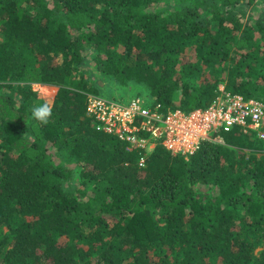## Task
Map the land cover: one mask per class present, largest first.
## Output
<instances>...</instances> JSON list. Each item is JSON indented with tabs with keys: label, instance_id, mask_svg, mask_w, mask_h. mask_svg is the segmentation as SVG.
<instances>
[{
	"label": "trees",
	"instance_id": "16d2710c",
	"mask_svg": "<svg viewBox=\"0 0 264 264\" xmlns=\"http://www.w3.org/2000/svg\"><path fill=\"white\" fill-rule=\"evenodd\" d=\"M251 3L0 0V264H264V142L158 146L141 168L86 114L100 81L145 88L163 113L206 109L220 85L264 102ZM45 102L47 125L32 116Z\"/></svg>",
	"mask_w": 264,
	"mask_h": 264
},
{
	"label": "built area",
	"instance_id": "2783aa9c",
	"mask_svg": "<svg viewBox=\"0 0 264 264\" xmlns=\"http://www.w3.org/2000/svg\"><path fill=\"white\" fill-rule=\"evenodd\" d=\"M86 114L98 132L118 136L129 144L128 151L140 149L141 168L158 146L173 155L189 157L205 142L223 143V134L235 130L264 142V102L246 99L225 87L206 109L189 113H163L160 105L150 106L140 98L122 103L93 97Z\"/></svg>",
	"mask_w": 264,
	"mask_h": 264
},
{
	"label": "rangeland",
	"instance_id": "374dc122",
	"mask_svg": "<svg viewBox=\"0 0 264 264\" xmlns=\"http://www.w3.org/2000/svg\"><path fill=\"white\" fill-rule=\"evenodd\" d=\"M251 2L252 3L244 9V15L242 14L244 22L246 24L247 23L255 24L257 21H259V14H261V12H263V14H264V0H251ZM218 4L221 6L223 4V2H218ZM90 53L92 54V52H90ZM93 67H94L93 65L92 66L89 65L86 67V69H84V71L86 72L87 78L90 77L88 72H91L90 70ZM94 77L97 78L96 76H94ZM112 82L113 81H110L105 86H104L103 81L99 82L100 86L104 87L100 91L102 93V96H100L101 98L106 99V100H111V101H118V102H120V101H131L133 99L140 98L148 104L149 98L147 97V95L149 96V94L145 88H138V86H135L132 88H122V87H119L117 84L112 83ZM222 87H225V86L220 85V88H222ZM34 91H38V86H34ZM138 94H141L142 97H140L141 95H138ZM137 96H139V97H137ZM122 103H127V102H122ZM32 129H34V131L36 130L34 127H32ZM255 144L259 145L258 142H255ZM50 152L53 154V156L56 157L57 152H56L55 148L52 147ZM183 157H185V156H183ZM185 158H188V156H186ZM58 159H60V161L63 165H66L68 167L71 166V168H72V164L75 163L74 161H71L70 159L66 158V155H64L63 157L58 155ZM58 241L61 244H64L67 242V240L65 238H60Z\"/></svg>",
	"mask_w": 264,
	"mask_h": 264
},
{
	"label": "clouds",
	"instance_id": "9594fccd",
	"mask_svg": "<svg viewBox=\"0 0 264 264\" xmlns=\"http://www.w3.org/2000/svg\"><path fill=\"white\" fill-rule=\"evenodd\" d=\"M52 114L53 108L48 102L32 108V116L44 125H47L49 123Z\"/></svg>",
	"mask_w": 264,
	"mask_h": 264
}]
</instances>
